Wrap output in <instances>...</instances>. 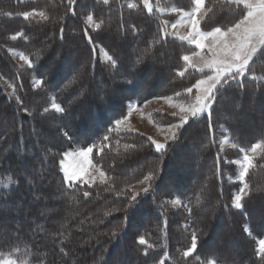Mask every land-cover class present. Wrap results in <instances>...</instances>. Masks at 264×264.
<instances>
[{"label":"trees","instance_id":"obj_1","mask_svg":"<svg viewBox=\"0 0 264 264\" xmlns=\"http://www.w3.org/2000/svg\"><path fill=\"white\" fill-rule=\"evenodd\" d=\"M149 1L152 7L183 11L190 10L193 2ZM206 7L213 11L202 21L205 31L216 26L226 30L241 18L240 10L243 9L223 0H206ZM25 11L43 12L48 19L29 17L25 20L22 15ZM88 15H92L95 24H101L99 29L87 26ZM163 19L155 10L149 12L143 0H109L108 4L103 0H76L75 4H69L68 0H0V123L11 119L9 127L0 130V154L8 149L0 158V206L1 212L7 214L0 220H15L18 224L20 215H8L13 202L20 203L18 214H25L27 220L37 214L43 217L41 207L51 204L37 193L44 184L46 193L57 194V201L70 203L76 213L86 205L91 209L106 207L101 209L103 224L92 226L86 222L77 227L78 219L88 213L83 211L78 218L66 222L67 230L63 228L39 236L48 241L49 246L54 243L51 251L42 246L40 239L28 240L30 236L24 233L31 230V222L12 227L10 231L19 238L0 244V263L8 260L10 264H125L116 262L113 257L129 245L124 258L133 257L136 264H160L161 260L164 264H206L210 260L219 264H264L257 251V241L264 239V221H254L251 210L256 204L264 208V187L261 186L264 184V152L254 158L255 165L245 177L250 196L242 212L234 210L231 201L240 183L235 181L234 189L224 184L225 175L230 174L226 173L224 160L237 159L241 155L239 148L245 149L263 140L264 116L261 119L233 116L228 120L223 114L228 108L250 111L255 104L264 103V56L258 53L245 77L230 80L223 86L217 93L211 115L191 119L162 153L156 152L149 138L140 132L115 130V121L125 116L132 102L141 105L162 97H176L183 102L193 99V86L200 73L182 59L193 47L168 34ZM86 31L92 43L85 36ZM10 49L24 54L32 67L22 68L15 63L8 54ZM99 50L113 59L102 60ZM129 50L132 51L125 53ZM179 72L184 74L178 75ZM38 80L41 83L37 86ZM188 88H192L191 93L186 91ZM15 97L20 99L21 107ZM51 103L59 105L62 111L56 113L49 109ZM71 108L74 112L69 114ZM23 110L27 113L23 114ZM151 116L162 125L178 120L156 112ZM55 119L61 124L53 127ZM249 125L253 129L241 135L239 128ZM42 135L44 140L40 138ZM222 137L230 138L237 147L221 152L219 139ZM116 141L121 142L120 147L127 146L124 152L115 151ZM100 144L109 145L94 154L93 162L102 168L109 181L96 182L91 187L66 185L58 167L61 155L75 148H96ZM190 152L197 153L196 160L186 158ZM139 163H142L140 168L129 178H118L122 169ZM175 163H181L184 172L186 169L201 171L200 176L192 177L196 185L201 186L184 191L175 185L171 192H163L160 189L162 181L179 177L177 171L181 168L174 169ZM22 165L30 167V171H22ZM167 171L168 177L165 176ZM35 172L37 175L33 176ZM149 174L153 178L147 192L131 193L130 197L121 193L125 189L122 182L136 181ZM85 191L88 197H84ZM133 196H136L135 201ZM172 198L184 202L189 216L180 208L170 212L160 206L161 199L169 201ZM124 203L132 204L127 213L106 211L108 206L122 208ZM204 204L213 207L198 215L197 209ZM144 214L147 219L142 229L135 221L140 230L135 234L129 232L132 219ZM124 217L129 221L127 225L122 222ZM52 220L47 217L43 223L40 219V228L56 230L51 225ZM215 225L220 226L219 232L225 237L234 234L243 245L235 259L220 251L210 253L206 250L209 233H212L207 228ZM246 225L253 239L245 235ZM193 233L197 236V248L191 256L184 257ZM179 235H182L181 240ZM140 236L145 238V245L136 242ZM82 238L84 241L79 247L75 243ZM147 244L153 247L147 248ZM77 254L82 258L75 260Z\"/></svg>","mask_w":264,"mask_h":264},{"label":"rangeland","instance_id":"obj_2","mask_svg":"<svg viewBox=\"0 0 264 264\" xmlns=\"http://www.w3.org/2000/svg\"><path fill=\"white\" fill-rule=\"evenodd\" d=\"M223 1H226V0H223ZM205 3H206V0H204V5H203V7L201 9V12L197 16V18L200 19V28H201L202 31H205L202 28V21L206 17L205 13L206 12L208 13V11H207L208 8L206 7ZM149 5H150L152 10H155L158 13V15L160 14V16L162 15L164 17L163 21H164V25H165V28H166V31H167L168 34H171L173 37H175L177 39H180L179 37H187L189 35L190 23L187 20V15L186 14L191 13L192 10L194 9L195 5H194L193 2H192V8L190 10H185V11H183V10L182 11H177L173 7H170V8L162 7V6H153L152 7L150 1H149ZM240 6L243 7V5H240ZM147 10H148V8H147ZM31 17L41 19V17L39 15H34V16H31ZM181 21H183V22L181 23ZM173 23H177V27L175 29H173L172 26H171ZM88 25L90 27L95 28V24L92 23V22L88 23ZM8 26H10V25H8ZM211 30H209V31H211ZM182 41H184L186 44H188L191 47H193V51L191 53L187 54L190 57V61L186 62V63L188 64V66L190 68H192L193 70H195L198 73H200V77L198 78V80L206 77L207 75H211L212 73L210 72V70L203 66V62H202V59H201V57L209 58V59L211 58V53L209 52V47H208L211 41L210 40L209 41H205V47L203 49H196L194 47V45H192V44H190L188 42V40H182ZM133 47L135 48V45H133ZM131 51L132 50H129L127 52L124 51V52L128 54ZM196 52H199V55H194V53H196ZM8 54L10 56H12V60L15 63H17L18 65H20L22 68L24 66L28 67L24 63V61L20 59L21 55L25 56L21 52L10 49ZM99 55H100V57L102 59H106L107 58V54L106 53L99 52ZM165 58L169 62H171V60L169 59L170 57H168V55H166ZM254 59H255V57L253 58V60ZM251 63L252 62H250V64ZM70 64H72L71 60H70ZM198 68H203V71H198L197 70ZM246 75H247V73H246ZM242 78L243 77H241L239 79H242ZM36 85L38 86V84H36ZM203 87L204 86H201V92L200 93H198L197 89L195 87H193L194 88L193 99L191 101H189V102H183V101H181V100H179L177 98L170 97L171 98L170 101L167 100V99L160 98V99L151 100L149 102H146L145 104L143 103L144 105H142V106H137L136 105L135 108L130 109L129 111L126 112V114L123 117V119H121L123 121L122 124L117 126L114 123L115 130L121 131V132H132V133L140 132V133L144 134L146 137H148L149 140L151 141V143H152V141H156L157 143L164 144L165 148L162 149L161 152H159V153H162V152H164L166 150L167 143L170 142V141L175 140V139H172V132L176 131V130L175 129L169 130V128H168L169 124L168 125H162V124L156 123L152 119L151 114L153 112H156V113H159V114H167L169 116L176 117L178 120L175 121L174 123H171V124H179L181 118L185 115V113H182L180 111V108L178 106H174V105L188 106V105L195 104L196 96L198 94H202ZM99 88H101V87L99 86ZM97 90H98V88H97ZM19 100L20 99L18 97H15L16 103L21 107V104H20ZM52 104H54V103H51V105L48 108L52 109L54 112H56L55 109L52 108ZM131 105H134V104H131ZM212 108H213V106H212ZM73 112H74V109L71 108L69 110V114H72ZM22 113L26 114L27 111L23 110ZM56 113H58V112H56ZM79 114L80 113H78L77 115H79ZM223 114L226 117L228 116V120L231 119L233 116L234 117L235 116L236 117L237 116L238 117L241 116L240 118H242V119H250V117H252L251 119H253V118L254 119H261L264 116V103L260 102L258 104H255L250 111L249 110H242V112H240L237 109L230 110L228 108V110L223 111ZM82 116H84V115H82ZM204 116L208 117L209 113L205 112V113L201 114L199 117H197L196 119L202 118ZM191 119H193V118L190 117L188 122ZM10 122H11L10 118H8L6 120V122H4V123L1 122L0 123V130H4V128H6V126L10 125ZM52 123H53V127H54V125L61 124V122H59L56 119L53 120ZM97 124H99V122L96 123L94 125V127H96ZM252 129H253V127L249 125V126H247V128H243V127L239 128V131H240L241 135H245L246 132H248V131H250ZM239 131H238V133H239ZM40 138L42 140L45 139L43 135ZM26 139H28V138H26ZM229 139L230 138H228V137H222L221 139H219L221 152H224L226 148L235 149L237 147V146L233 147V144L230 142ZM50 141L53 142L54 140H50ZM114 144L116 145L115 151L118 152V153L124 152L126 150V148H127V146H122V145L120 147V144H121L120 141H116V142H114ZM194 144L196 146L195 148L199 147L198 143L196 144V142H195ZM256 144H261L262 145V147L258 148L256 152H252L251 151L252 146L248 147V148H245L247 150L248 156L250 157V159L252 161V165L248 168V171H250L252 169L251 167H254V165H255L253 163L254 158L259 156V154L262 151L264 152V138H263V140L257 142ZM108 145L107 144L106 145H101L100 144V145H98V147L92 148L93 151L88 153L86 156L83 155L82 152L84 150H86L87 148L86 149H77V148H75L73 150H69V151L64 152L61 155V157H60L58 167H59V171H60L61 175L64 178V173L61 171V164H60V162L63 161V166L67 170L69 176L71 177V180H70V182L67 185H70L71 183L72 184H80V185H91V184H94L96 182H104V181L107 182V181H109V178L106 176V174L102 170V168L97 166L93 162L94 154H99L103 150V148H105V146L108 147ZM7 150L8 149H5V151H3V153L0 154V158ZM9 150H10V148H9ZM96 150H97V153H95ZM239 152H241V155L237 159H232V160H229V161L224 160V162L227 164V172L226 173H230L228 175H225V177H224V182L225 183L224 184L229 189H234V187L232 185H235L234 184L235 181H238L240 183V185H239L237 191L234 193V195L238 192L239 188L243 186V184H247L245 177L248 174V172L244 176L243 183H241L240 178H239L240 172L242 171V168H243V156L245 154L243 151H241L240 148H239ZM65 153H68L69 155H67V157H65V155H64ZM109 153L110 152L107 153L108 156H109ZM118 153L116 155H118ZM185 156H186V154L182 158H184ZM189 157L192 160H196L197 159V153H191V155L186 156V158H189ZM233 161H235V163H233ZM141 164L142 163H139V164H136L134 166H128L127 168L122 169L121 172H120V175L118 173V175H119L118 178L121 177V176L123 178H129L131 176V174L135 173L140 168ZM179 168H181L182 171ZM20 169L22 171H24V172L30 171V167H27L26 165L25 166L22 165V167ZM174 169H179L177 171V174L179 173L178 174L179 177L176 176V178H172L170 180L166 179L168 177V175H169V171H167L166 174H165V176H167L165 178L166 180L164 179L165 182L162 181L161 188H160L161 190H163V192H167V191L171 192L172 188L175 185L176 186L179 185V189H184V191H186L187 189H189L191 187L199 188L201 186V184H199V185L197 184L196 185L194 180H192V177L200 176L201 171L186 169V171L184 172V169H182L181 163L178 164V165H176V163H175ZM101 172L104 173L103 177H101V175H100ZM235 172H236V174L234 176ZM35 175H37V172H35L33 174V176H35ZM188 178H190L191 180H189ZM113 180H114V178H111V181H113ZM143 180H144V178L141 177V178H138L136 181H132V182L131 181H126L125 183L124 182H122V184L120 183L121 185H123L125 187V189H123V191L126 190V192L123 193V191H122L121 193L125 194L126 196H129V197L131 196L130 195L131 193H136V192L140 193L141 192V194H144L145 193V189H148L150 187L151 181L150 182L149 181H144L143 183H140V181H143ZM85 181H87V183H85ZM263 185L264 184H262L261 186L264 187ZM46 188H47V186L44 184V185L40 186L37 189V193H38L39 197L40 196L41 197H45L49 201V204L51 203L49 206L46 205V206L41 207V211L44 214L43 217L41 215L37 214V215L32 216V218H30L29 220H27L25 214H23V215L22 214H18L17 209H18L20 203H18V202L14 203L13 202V204H10L11 211L8 210V215L12 214V215H15V217L20 215L21 218L19 219V221H17L18 224L14 223L15 220H11V221H9L7 219L6 220H3V219L0 220V228H3L2 232H1V235H0V244H4V243L8 242L12 238H16V239L19 238V235H17L13 231H10V229L12 227L26 226L28 222H31V230H29V231L26 230L25 233H24L25 235H29L30 236V237H28V240L30 242H36V241H38L40 239L42 246H45L46 249L51 251V249L53 248L52 246L54 245V243H52L51 246H49L48 245V241H45V240L43 241V238L41 239V238H39V236H41V235L43 236L46 233H50L51 234V233H54V231L57 232L58 230L63 229V228L66 229V226H67L66 222L72 221L73 219L78 218L79 215L81 214V212L87 211L88 213L85 215V217H83L81 219H78V221L75 224V225H77V223H79L77 225V227H79L80 225H85L86 222H88V224L92 225V226L95 225L96 223L97 224H100V223L103 224V222L100 220L101 211H103L101 209L106 208V207H102V208H99V209H97V208L96 209L95 208L91 209L90 205H86L81 210V212L79 211V212L76 213V212L73 211V208H74L73 205H71L70 203H60L59 201H57L58 200V198L56 196L57 194L53 195V194H50V193H46L45 192ZM117 190L120 192L119 187H117ZM245 191H246L247 195L244 196L243 199H242V209L237 210V209L232 207L234 210L242 212L243 208H244V203H248L247 202L248 199H247V201H245L246 198L247 197L249 198V196H250L248 187H247V189ZM233 196H232V199H233ZM173 200L178 201V203L173 204L172 203ZM262 201L264 203V199ZM123 205L124 206L122 208H120L118 206L112 207V205L108 206L109 208H107L106 211H122V212H125V213L130 211V207H131L132 204L129 206V203H126V204L124 203ZM161 205L166 207L168 209V211H170V210L171 211L172 210L179 211V208H180V211H184L186 216H189V214H190V211H188V209L185 208L184 202L182 203L180 200H178L176 198H172L169 201H166L165 199H161L160 200V206ZM257 206L258 205L256 204L254 207L252 206V209H251L252 210L253 219H254V221H259V220H263L264 221V208L257 207ZM212 207H213V205H211V204H204L202 207H199L197 209L196 213L199 215L201 212H203L205 210H210ZM1 209H2V206H0V217L3 218V216H6L7 214L5 215L4 213H2ZM176 211H174L175 214H176ZM46 216L47 217H51L53 219L52 220L53 222L51 223V225L56 227V230H44L43 228H40V226H42V224H39L38 222L41 219V222L44 223L45 219L47 218ZM93 216H95L96 218L93 219V220H89ZM126 219L127 218L124 217L122 222H124L127 225V223L129 221L126 222ZM146 219H147V215H145V214L142 215V216H139L138 219H132V221L128 225V227H129L128 231L135 234V232L140 230V228H138L137 225L140 224L141 229H142V225L143 226L145 225ZM135 221L137 222V225H136ZM186 223H187V221H186ZM125 224H122V225H125ZM187 225H188V223H187ZM211 228L210 227L207 228V230L211 231L212 233H209L210 236L208 237V240H207L209 242V244H208V247H206V250L208 252H210V253L215 252V251H220V252H223L224 254H227V255H229V256H231L232 258L235 259L237 257V255L240 253V250H241V248L243 246L241 244V242H239L236 239V237H234L235 236L234 234H230L229 237H225L223 234H221L219 232L220 226L215 225V226H213ZM246 228L248 229L247 232L245 231ZM72 229H74V227H72L71 230ZM260 230L262 231V229H260ZM244 231H245L244 233H245V235L247 236L248 239H253L254 238L252 236V234H251V230H250L249 225L244 226ZM178 238L181 240L182 239V235H179ZM233 238H235L236 240H234ZM126 240L127 239H124V241H126ZM83 241H84V239L82 238L80 240H77L75 244L77 246L81 247ZM258 242H259V240L257 241V244H258ZM75 244L73 246L76 247ZM128 248H129V245H127L124 248H121L118 251V253L115 254V258L113 257V260H115L116 262H119V263L125 262V264H136V259L133 258V257L130 258V259H126L125 260L124 254H125V252L127 251ZM82 255H83V257H85V254H82ZM74 257H75V260H79L80 258H82L81 254H77ZM105 257L107 258V256H105ZM210 262H212V264H217V263H215V262H213L211 260L208 261V264H210ZM0 264H10V261L5 260V261H3Z\"/></svg>","mask_w":264,"mask_h":264},{"label":"snow or ice","instance_id":"obj_3","mask_svg":"<svg viewBox=\"0 0 264 264\" xmlns=\"http://www.w3.org/2000/svg\"><path fill=\"white\" fill-rule=\"evenodd\" d=\"M104 4H108L109 0H103ZM228 5L235 4L237 6L243 5V9L240 10L241 18L236 21L232 26L226 27V30H222L221 26L214 27L211 31H202L200 28V19L197 18L198 14L201 12V9L204 5V0H193L195 5L191 13L186 14L187 20L190 23L189 35L187 37H179L181 40H188V42L196 49H203L205 47V41H211L209 44V52L211 53V58L201 57L203 66L208 68L211 75L197 80L196 84L193 86L197 89V92H201V86H204L202 89V94L196 96L195 104L193 105H174L180 108L182 113L185 115L181 118L179 124H169V130L175 129L176 131L172 132V139H176L177 132L185 124L188 123L189 118H197L201 114L208 112L209 116L211 115L212 106L215 103L217 93L220 89L229 84V81H238L239 78L244 77L249 71L250 62L253 61V58L257 56L259 52L260 56H264V0H226ZM69 4H75L76 0H68ZM143 3L148 11L151 12L152 9L149 5V0H143ZM131 8L132 5L130 4ZM71 11V9H69ZM177 11H182L177 9ZM208 12H212L213 9H208ZM23 18L27 20L29 17L34 15H39L42 19L47 20L48 16L43 12H34V11H25L22 13ZM207 15V12L205 13ZM93 20L92 15H88L86 23H90ZM183 21H181L182 23ZM172 28L177 27V23H173ZM101 27L100 23L95 24V28L99 29ZM63 33V28L61 29ZM85 36L88 38L89 43H92L91 37L88 36L87 31ZM15 38V37H13ZM194 55H199V52L194 53ZM20 59L31 68V62L23 55L20 56ZM109 60L113 58L108 57ZM182 59L185 62L190 61L188 55H184ZM113 66H115V61H113ZM198 71H203V68H198ZM183 72H179L178 75H183ZM38 85L41 81L36 82ZM241 88L243 84L239 85ZM187 92L191 93L192 88H188ZM162 99L171 100L170 97H162ZM130 109L136 107V105H129ZM52 108L56 112H61L62 108L59 105L52 104ZM26 111V110H25ZM47 111V109H45ZM190 114V115H189ZM122 120H116L115 124L119 126L122 124ZM209 127H212V124L209 123ZM105 140L108 139L107 136L104 137ZM152 144L155 147L156 152H161L165 148L164 144L157 143L152 141ZM236 147V145H233ZM261 144L252 145L251 151L256 152L258 148H261ZM92 148H87L82 152L83 155H87L92 152ZM245 154L243 156V168L240 172L239 178L241 183H243L244 176L248 172V168L252 165V161L247 154L246 149H241ZM65 157L69 155L68 153L64 154ZM235 163V161H233ZM61 171L64 173V183L68 184L71 180L67 170L63 166V161L60 162ZM74 175V174H73ZM101 177L104 176V173H100ZM153 178L152 174L146 175L143 181H151ZM87 183V181H85ZM91 187V185H89ZM248 185L243 184L239 188L238 192L233 196L232 207L239 210L242 209V199L247 195L246 189ZM148 189H145L147 192ZM84 197H88L89 193L85 191L83 193ZM132 200H136V196L132 197ZM173 204L178 203V201L173 200ZM127 211V210H126ZM247 232L248 229L246 228ZM115 235V232H113ZM139 245H145L147 242L143 236H140L136 241ZM153 245L147 244V248H152ZM197 248V236L195 233L192 234L191 246L183 252L184 257H189ZM258 254L262 261H264V239L259 240L258 242ZM144 255L147 256L148 252L145 251ZM160 264H164V261L161 260ZM212 264V262H210Z\"/></svg>","mask_w":264,"mask_h":264}]
</instances>
